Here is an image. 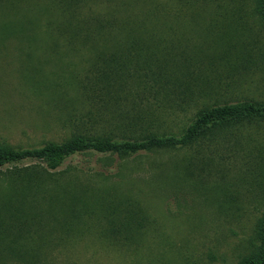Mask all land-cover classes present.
Instances as JSON below:
<instances>
[{
	"label": "rangeland",
	"instance_id": "rangeland-1",
	"mask_svg": "<svg viewBox=\"0 0 264 264\" xmlns=\"http://www.w3.org/2000/svg\"><path fill=\"white\" fill-rule=\"evenodd\" d=\"M47 2L0 0L1 145L177 134L203 104L264 101L253 0H76L62 33L42 30L60 19L40 13ZM58 169L84 187L74 212L54 222L39 199L16 213L27 230L4 231L40 244L31 264H237L264 214V122L180 149L78 152Z\"/></svg>",
	"mask_w": 264,
	"mask_h": 264
},
{
	"label": "trees",
	"instance_id": "trees-1",
	"mask_svg": "<svg viewBox=\"0 0 264 264\" xmlns=\"http://www.w3.org/2000/svg\"><path fill=\"white\" fill-rule=\"evenodd\" d=\"M253 1L256 12L264 19V0ZM45 4L40 5V13L49 15L53 9L60 19L45 20L42 25L43 31L62 33L74 27L76 0H49ZM64 43L70 45L68 36L65 37ZM125 80L126 78L122 77L120 80L113 78L109 87L123 90ZM252 121L264 122V101L241 99L203 104L177 134L148 132L139 138L73 134L60 142L48 141L36 147L13 148L0 144V167L5 166L3 170L0 169V264L4 252L21 258L22 260H17L20 264H31L35 260L33 256L38 255L40 244L15 242L4 235V231L7 230L9 233L16 232V235H19L20 224L23 226L22 230L28 229L16 215L17 212H23V204L34 206L40 199V203L46 206L44 213L49 214L54 222L58 221V216H55L54 212L58 215L73 213L77 208L84 187L76 186L72 180H67L65 178L67 170L58 169L67 157L85 151L115 153L119 157H124L138 151L180 149L198 141L214 139L218 133L231 126ZM27 159L42 165L20 167L14 165ZM44 194H47L46 198ZM4 215H8V223ZM254 238L255 243L251 250L237 264H264V214L256 222Z\"/></svg>",
	"mask_w": 264,
	"mask_h": 264
}]
</instances>
